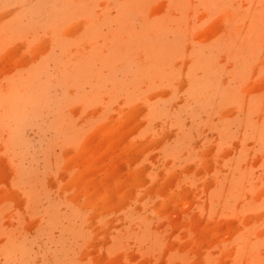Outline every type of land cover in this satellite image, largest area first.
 <instances>
[{
	"label": "rangeland",
	"instance_id": "rangeland-1",
	"mask_svg": "<svg viewBox=\"0 0 264 264\" xmlns=\"http://www.w3.org/2000/svg\"><path fill=\"white\" fill-rule=\"evenodd\" d=\"M0 264H264V0H0Z\"/></svg>",
	"mask_w": 264,
	"mask_h": 264
}]
</instances>
